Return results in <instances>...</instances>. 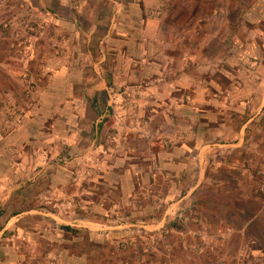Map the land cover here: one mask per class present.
<instances>
[{
    "label": "rangeland",
    "instance_id": "rangeland-1",
    "mask_svg": "<svg viewBox=\"0 0 264 264\" xmlns=\"http://www.w3.org/2000/svg\"><path fill=\"white\" fill-rule=\"evenodd\" d=\"M238 1L234 15L243 9L241 1L244 0ZM111 35L106 37L105 30L92 37L70 31L56 32L24 0H0V264H13L14 260L20 261L17 264H71L58 261L62 248L75 254L86 253L92 242L94 259H89L88 264H264L261 254L262 248L264 250V216L255 218L264 206V168L260 167L264 140L261 142L259 132L252 137L259 149L255 147L254 152L240 156L249 165L251 154L255 155V164L250 168L253 178L250 180L249 177L239 186L244 190L252 188L257 194L254 199L240 198L239 209L235 212L227 213L228 208L221 207L225 205L224 200L219 202L214 191L209 189L201 195L204 207L200 212L182 211L170 218L162 212L168 206L166 201H158L156 212L145 195L149 192H144L138 194L135 201L144 206L142 215L135 216L119 208V215L101 212L96 214L99 219L95 220L89 211L91 199L88 195L72 197L73 189L108 194L107 200L101 203L113 208L115 203L121 202L120 191L102 186L100 177L107 175L115 179L119 175H129L128 171L133 173L132 167L144 176H150L151 162L143 158H151L152 152L166 148L174 141L166 126L167 117L158 115L166 113L171 102H162L158 107L153 101L152 96L158 92L153 85L155 79L149 77L152 74L148 64L152 62L151 57L137 61L127 59L126 72L137 69L138 80L119 83L120 71L116 67L123 59L115 51L120 47L119 39ZM164 41L178 46L184 42L191 49L202 45L204 53L207 52L202 54V60L212 61V68L200 72L194 70L192 75L212 90L227 88L229 80L225 75L231 77L228 72L234 74V71L229 68L218 70L216 65H221L220 61H226L230 55L229 36L216 38L213 33L204 38L192 33L185 39L170 36ZM167 75L168 78L175 76L174 72ZM100 77L111 87L105 89L107 98L96 97V107L90 108L92 103L86 101V94L88 90L92 93V86L87 82ZM64 78L68 83H75L67 87L56 85ZM165 89L168 92L174 90ZM192 91L193 88L186 93L190 95ZM65 93L78 94L81 101L61 103L60 96ZM206 93L212 94V91L208 89ZM76 105L83 109L85 116L80 124L84 133L78 134L79 138H90L91 121L99 120L96 145L82 158L73 155L70 136L62 132V120L58 116V111H69ZM191 105L192 121L208 124L204 135L202 125L194 122L190 134L199 137L195 144L201 145L206 138L201 157L203 165L209 166L213 157H207L206 150L213 146L217 137L215 121L220 120L217 113L221 111V103L212 100L201 106L198 103ZM98 108L102 110L100 119ZM240 109L250 112L248 106ZM252 109H262V103ZM231 120L234 127H240L244 121L235 115ZM258 123L264 127V117ZM161 126L163 135L157 131ZM179 137L185 140L186 132ZM131 147L132 152L129 151ZM230 151L224 152L230 154ZM130 153L141 158L128 160ZM194 162L195 165L189 168L196 174L201 161L196 158ZM6 196L8 200L3 207ZM126 207L132 209L134 206L127 203ZM76 214L80 221H76ZM101 217L115 222L104 225L99 221ZM134 219L144 227L114 228ZM65 224L80 228L68 231L63 229Z\"/></svg>",
    "mask_w": 264,
    "mask_h": 264
},
{
    "label": "crops",
    "instance_id": "crops-1",
    "mask_svg": "<svg viewBox=\"0 0 264 264\" xmlns=\"http://www.w3.org/2000/svg\"><path fill=\"white\" fill-rule=\"evenodd\" d=\"M24 2L28 7H33L40 17H44L46 24H50L56 32L70 31L92 37L96 36L98 31L105 30L106 37L110 38L111 34V36H116L119 39L120 47L118 46L119 49L115 51L123 59L119 60L121 64L116 67L121 72L118 74L119 83L132 82L137 78L136 68L134 72H131V69H128V73L126 72L127 59L137 61L145 59L146 56L151 57L152 62H148V64L152 74L149 77L155 79L153 85L158 92L152 96L155 98L153 101L157 102L158 107L162 106V102H171L170 108L165 110L167 112H160L158 115L162 114L167 117L166 126L169 128L168 132L173 134L174 141L168 147H163L155 153L152 152L151 158H143V160L151 162L150 176L146 177L132 167L133 173L128 171L129 175H119L115 179H111V176L107 175L100 177L102 186L119 189L121 202H114L112 208L110 205L101 203L105 199L107 200L108 194L98 195L94 191L71 190L72 197L88 195L91 199V202L88 203L90 204V214L95 215H92L93 219H99L96 214L101 212V214L113 212L119 215L120 212L117 211L119 208L134 213L135 216L142 215L144 206L135 201L138 199V194L144 192H149L145 195L148 200L150 198L152 201L153 209L156 212H158L156 208L159 206L158 201L165 200L168 206L164 207L162 212L166 215L169 214L170 218L181 214L182 211L185 213L192 210L200 212L204 207L201 195L203 196V192L209 189L214 191V196L219 202L224 200L225 205L222 204L221 207L228 208L227 213L239 209L238 200L240 198L247 200L256 197L257 193L252 188L250 190L239 189V186H242V183L246 182L249 177L250 180L253 178L250 168L255 164V162L253 163L255 155L251 154L252 160L249 165H246L240 156L243 153L254 152L255 147L259 149V144L254 143L252 138L256 132L262 134L261 142L264 140V127H260L258 123L264 117V0L241 1L242 12L236 15L233 11L239 7L238 0H24ZM192 33L204 38L213 33L216 38L230 37L232 44L230 55L226 61H220L221 65H216L218 70L225 71V68H229L234 71V74L228 72L231 77L225 75L229 83L224 91L212 90L202 80L198 77L194 78L192 75L194 70L200 72V70L206 71L212 68L210 66L212 61L202 60L203 50H205L202 45L191 49L184 42L178 46L168 45L164 41L165 37L170 36L185 39ZM149 40L150 42H148ZM195 64H197V68H195ZM208 64L209 66H207ZM168 72H174L175 76L168 78ZM74 83H68V80L64 78L60 79L56 85L67 87ZM87 85L92 86L90 90L92 93L87 91L86 101L92 103L93 106L89 105L90 108H95L96 97L107 98L108 93L105 89L111 85L101 77L88 81ZM169 87L174 88L173 91L176 93L168 92L165 89H169ZM192 88L193 94L188 95L186 90H192ZM208 89L212 91V94L206 93ZM60 97L61 103L81 101L80 96L75 93H65ZM150 100L152 101V99ZM212 100L221 103V111L217 113L220 120L215 121L217 137L213 144L214 147L210 146L209 149H205L207 157H213V161L211 160L209 166H204L202 151L204 150L203 143H206L207 140L204 137L201 145L195 144L199 137L190 133L191 125L196 122L195 125H202L205 135L208 124L192 121L194 118L191 117V104L198 103V106H201L202 103ZM258 103H262V109L253 110L254 105ZM243 106H248L250 112L247 113V109L242 111L240 108ZM97 113L98 118H102L100 115L102 110L98 108ZM58 114L62 120V132L68 137L70 136L69 140L73 144V155L82 158L89 154L96 145L94 141L97 140L96 129L99 120L98 122L91 121L93 124L92 136L90 138L85 136L84 139L83 137L79 138L84 133V129H80V124H83L85 119L83 109L76 105V108L71 106L69 111L63 109L61 112L58 111ZM234 115L244 120L240 127L232 125L231 117ZM229 116L231 117L228 118ZM157 131L158 134L161 133L160 135L164 134L162 126ZM184 132H186V138L182 140L179 135ZM132 148H129V151H134ZM224 151L226 153L230 151V154H226ZM260 155L263 157L260 167L264 168V153H260ZM140 158L132 153L127 157L128 160ZM196 158L201 162L197 165L199 171L193 174L189 167L195 165L194 159ZM154 169L156 171L152 174ZM239 190L242 191L241 194ZM12 192L9 191V193ZM8 196L5 200H8ZM131 199H135V203ZM7 200L2 201L3 207ZM127 203L134 207L129 209L126 207ZM144 211L146 212V210ZM257 213L256 219L264 216V206H261ZM79 218L80 216L76 214V221ZM100 219L99 221H102L104 225L115 222L108 218L101 217ZM85 221L92 222L91 220ZM65 226L69 225L65 224ZM126 226L144 227L134 219L128 223H119L114 228L119 229ZM71 228L80 227L71 225ZM90 245V251L80 254L62 248L57 259L62 263L85 262L88 264L89 259H94L92 256L93 242ZM261 252L264 257L263 248ZM19 262V260H14L13 264Z\"/></svg>",
    "mask_w": 264,
    "mask_h": 264
},
{
    "label": "trees",
    "instance_id": "trees-1",
    "mask_svg": "<svg viewBox=\"0 0 264 264\" xmlns=\"http://www.w3.org/2000/svg\"><path fill=\"white\" fill-rule=\"evenodd\" d=\"M63 229H65V230H72V228L71 227H69V226H65V227H63Z\"/></svg>",
    "mask_w": 264,
    "mask_h": 264
},
{
    "label": "built area",
    "instance_id": "built-area-1",
    "mask_svg": "<svg viewBox=\"0 0 264 264\" xmlns=\"http://www.w3.org/2000/svg\"><path fill=\"white\" fill-rule=\"evenodd\" d=\"M262 193L264 194V183L262 185Z\"/></svg>",
    "mask_w": 264,
    "mask_h": 264
}]
</instances>
